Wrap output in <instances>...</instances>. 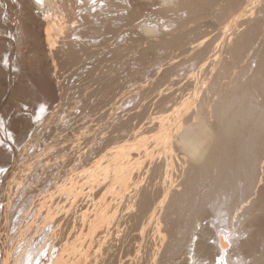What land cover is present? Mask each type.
Here are the masks:
<instances>
[{"label":"rangeland","instance_id":"rangeland-1","mask_svg":"<svg viewBox=\"0 0 264 264\" xmlns=\"http://www.w3.org/2000/svg\"><path fill=\"white\" fill-rule=\"evenodd\" d=\"M71 1L67 8L59 6L58 3V6L50 9L51 6H49L43 10L42 6H40L41 9H38L39 6L33 0H0V264H157L158 262V264H230L232 262L233 264L234 262L236 264H264V15H262L264 14V1L242 0L244 7L235 11V9H231V4L236 0H230L233 3L229 0H208L209 2L204 0L206 4H203V0H193L189 1V5L193 7L191 8L194 11L191 12L192 9L187 8L189 14L186 8H182V11L172 8V11L167 9V13L166 10L163 11L164 13L161 12L162 15L159 13L160 9L158 8H161V5L158 3L156 4L158 8L155 5L152 7L149 5L150 7L147 6L139 10L129 7V10H133L131 12L127 7H116V9L115 5L111 7H109L110 4L98 6L92 1L86 3L85 0H81V6L80 0ZM192 2H195L194 6L197 3L196 7L200 5L196 8L193 4L191 5ZM198 2L200 3L198 4ZM212 2L214 4H211ZM228 2L231 3L229 6ZM248 4L249 6H246ZM84 5H91L93 8L91 6V8H85ZM96 6L101 7L100 11L96 9L98 8ZM57 7H61V10L57 11ZM81 7L82 10H80ZM223 7H226L225 11ZM248 7L252 17L254 19L258 17L257 22L260 21L261 26L258 25L261 29L257 30L259 33L256 31L257 35L252 40L250 39L253 31H250V36V32L247 33L248 38H251L248 46H246L248 39L245 42V48L242 44L244 42H235L238 41L243 31H249L248 24L244 23L247 13L243 12L246 14L245 18L242 13V9L247 10ZM110 8L114 10L111 11ZM151 8H154V11L150 10ZM47 9H49V13ZM68 9H72L74 13L77 12L78 19L77 16L76 19H74L75 17L70 18ZM84 9L85 11H83ZM87 9L90 12L89 10L87 12ZM155 9L159 12H155ZM77 10L90 13L92 17L88 16L91 19L89 17L85 19L87 15L81 12L79 14ZM97 10L99 14H104L99 15ZM61 11L63 12L61 13ZM91 11L94 13L92 14ZM176 11L177 13L173 15L172 12ZM226 11H228V15L233 11L232 17L227 16ZM96 12L97 15L102 16V19L99 16H94ZM181 12L183 15L187 12L184 19ZM220 12L222 14L224 12L225 16ZM82 14L85 15V18L81 19L84 16ZM53 15L58 18L55 19ZM80 15L82 16L80 17ZM179 15L181 17H178ZM167 16L172 17L168 18ZM174 16L177 17L174 19ZM47 17L53 19L56 24V29L51 35L55 44H53L54 48L65 51H60L61 54L59 53L56 57L51 56V60H49L51 57L44 51L47 29L46 26H40V22ZM166 17L168 18L167 22L174 21L173 24L167 23ZM235 17L238 19L236 18V20ZM62 20L63 22L67 21L64 22L65 26ZM86 20H90L89 23ZM186 20L189 21L186 22ZM77 21L79 24L76 23ZM240 21L244 24L237 25ZM74 22L76 24L72 25ZM147 22L149 25L151 23L156 27L159 26L158 28L165 27L160 30L165 29L164 34L166 32V36L170 38L165 39V42L164 38L166 37L162 38L165 36L163 33L162 37L159 34V36L149 38L150 35H147L142 29V23L147 24ZM83 23H87V27L86 25L84 27ZM219 23L221 24L219 25ZM67 27L71 30L70 34ZM166 27L172 29L168 28L167 31ZM173 29L175 30L173 31ZM179 29L180 31H178ZM232 29L235 35L237 32L238 35H233ZM81 32L84 34L82 35ZM167 32L172 34L173 39ZM159 40H162V43ZM70 41H73V44ZM163 42L164 45H161ZM167 42H169L168 46L165 45ZM199 42L204 49L205 44L208 43L207 46H210H206L208 53L205 51L202 55L203 59L200 60H198L197 54L191 51V47ZM230 42L233 46L228 44ZM233 43L237 45L234 46ZM63 44H66L67 47ZM186 47L188 50L185 49ZM240 47L244 48L240 49ZM228 50L237 53L230 54L231 52ZM218 54L220 55L218 56ZM233 55L234 58L238 57V59H234L237 64L233 60ZM220 60H223L224 63L218 64ZM247 63L248 66H244ZM235 65L237 66L236 70ZM224 66L228 67L223 71ZM216 69H219L222 76L226 74L223 72L227 70V74L231 75V80L227 81L230 76L226 74L227 76H224L227 80L224 78L223 81L222 76L219 78V72V76L215 73ZM229 72L235 73L236 76L233 77ZM210 74L215 77L216 83H218V78V81L222 80L220 81L221 85L218 83L213 88L219 90V86L224 85L226 88L228 85L229 87L223 88L228 90L229 95L226 91H222L228 99L225 100L224 94L220 97L226 102L228 101L226 104L225 101L214 97L219 99L217 101H221L217 102L219 107L221 105L220 109L216 104L221 111L218 109L217 111L221 115L224 114L222 113L223 109L225 112L224 119L217 112L221 119L215 114L217 116L215 120L218 121L217 125L222 126L221 122L226 123V118L227 121L230 117L232 118L230 121L234 123L233 128H227L224 131L227 140L233 144L232 147L230 145V151L233 150L232 153L236 154L233 156L231 153L234 158V160L232 158L234 168H228L229 172L225 169V174H221V170L218 173L219 170L216 169L211 171L213 174L210 172L207 177L208 173L206 172L197 173L195 168L192 170L191 157L184 148H180V146L177 148L175 137L179 130L178 122L183 117L184 120L189 119L188 116L193 118L198 116V112L195 111L200 108L198 106L200 101L204 97L207 99L208 94V97L213 98L215 91L212 90V86L216 83H213L214 79ZM232 78L234 79L232 80ZM237 79L241 83L237 82ZM253 80H257L256 84L253 83ZM234 81L237 82L238 87L242 85L240 89L237 84L233 83ZM242 83L245 85L243 86ZM249 86V91L246 92L244 88ZM206 87L211 88L212 91ZM217 87L219 88L217 89ZM205 90L208 91L206 96H204ZM231 90L234 92L237 90L236 93H239L240 97ZM209 91H214V93ZM235 95L238 96H236L237 101ZM231 96L233 97L230 99ZM222 102L225 104V108L222 106L224 105L221 104ZM245 103L246 105L243 106ZM238 104L239 107L235 108ZM242 108L243 113L241 112ZM226 113H230L229 116ZM249 115L252 116L249 117ZM220 120L222 121L220 122ZM235 129H237L236 132ZM173 134L175 135L173 136ZM236 134H239V137ZM234 137L240 140L236 143L233 140ZM8 138L14 139L12 143ZM15 143L17 146L14 145ZM2 148L10 151V158ZM243 159L244 162H242ZM238 162L240 164L238 167L241 168L236 169ZM117 167H119L118 172L116 171ZM185 167L187 177L185 176ZM233 169H236L235 172ZM193 171L195 174H191ZM237 171L241 173L236 175ZM227 172H231V174ZM201 173L205 174L204 177L207 175V181H205L206 177L205 180L203 179ZM226 173L228 177L237 176L240 177V180L234 179L235 182L238 181L236 184L232 178H225ZM214 174L219 176H215L216 180L213 183L215 185L220 183L219 186H216L220 194L212 183V179L215 177L210 178ZM220 175L230 183L227 185L225 180L222 182ZM180 179L184 180V184ZM186 180L194 183L190 185L187 182L186 184ZM201 180L206 184L211 183L206 187L205 182H201ZM224 182L227 188L224 185L220 186ZM233 184L237 185L236 189L252 185L253 192L251 191L252 194L251 192L249 194L251 196L236 201L237 190ZM209 185L214 189H211ZM229 187L235 194L231 192L234 197H231V194L229 196ZM137 188L139 191L145 188L146 191L152 192L153 201L149 205L147 202L146 205L143 203L140 205ZM175 188L181 189V191L185 189V192L189 193L187 194L189 197L184 192L181 196L168 195V198L166 195ZM213 190L216 191L211 194ZM257 193L260 196L256 197ZM223 194H228V198ZM207 195H212V197L210 196L212 202ZM135 198L138 200L136 201ZM233 198H235V202ZM252 199L255 200L251 201ZM224 200H228L229 203L227 201L226 204ZM252 204L254 205L252 206ZM245 210H249L248 214ZM216 212L218 213L216 214ZM161 215L163 217H159ZM252 215L255 216L253 219ZM248 216L251 218L248 219ZM248 221L251 223L253 221L254 224L252 223L251 226L250 223L244 228V225L249 223ZM172 228L184 229L182 232L186 229L187 231L186 234H180L179 241L175 240L171 243L172 237L169 229ZM188 230L193 232L188 233ZM159 231L164 232L160 234ZM194 238L197 239V243L194 245L195 249L192 244V242L195 244ZM178 242L179 246H177ZM221 246L223 248H220ZM190 249L194 252H191ZM221 249L222 251H220ZM229 253H232L233 256L230 257ZM225 256H228V260ZM229 257L231 261H229ZM224 258L227 262L224 261Z\"/></svg>","mask_w":264,"mask_h":264},{"label":"bare ground","instance_id":"bare-ground-1","mask_svg":"<svg viewBox=\"0 0 264 264\" xmlns=\"http://www.w3.org/2000/svg\"><path fill=\"white\" fill-rule=\"evenodd\" d=\"M33 1H35L36 3H37V5L39 6L38 7V9L40 8L41 9V7L40 6H42V8H43V10H45V8L47 7H49V6H51V7H49V9L50 8H52V7H54V6H58V3L60 4L59 6H63L64 8H67L69 5H68V3L70 4L72 1L71 0H33ZM71 1V2H70ZM77 1V0H76ZM84 1V0H83ZM82 1V2H83ZM87 1H92L93 3H95V4H97L98 6L100 5V6H106V5H109L110 4V6L109 7H111V6H113V5H115V8L116 7H127V9L129 8V7H131L132 9L133 8H138V10L139 9H144L145 7H147V6H149V5H151V7H152V5H155L156 6V4L158 3V4H160L161 5V8H158L157 6H156V8H158V9H160V14H161V12H163L164 10H166V13H167V9L168 10H171L172 8H173V10H174V8H175V10H177V9H181L180 11H182V8H189L190 10L193 8L192 6H190L189 5V1L191 2V1H193V0H85V2L87 3ZM196 1V0H195ZM201 1V0H200ZM204 1V0H203ZM202 1V2H203ZM213 1V0H212ZM223 1V0H222ZM227 1V0H226ZM230 1V0H229ZM234 1V0H233ZM248 1V0H247ZM253 1V0H252ZM262 1V0H261ZM260 1V2H261ZM264 1V0H263ZM84 2V3H85ZM206 2H209L208 0H206ZM231 3H233L232 1H230ZM235 3H233V4H231V3H227L228 4V6H229V4H231L232 6V8L231 9H235V11L236 10H240L241 9V7L243 6V1L242 0H236V1H234ZM238 2V3H237ZM246 2V1H245ZM256 2H258V1H256ZM83 3V4H84ZM195 3V2H194ZM194 3L192 2L191 3V5L193 4V6H194ZM200 2H198V4H199ZM205 3V1L203 2V4ZM220 3V2H219ZM222 3V2H221ZM247 3V2H246ZM249 3H250V1H249ZM77 4V3H76ZM80 4H81V6H82V3H81V0H80ZM94 4V5H95ZM206 4V3H205ZM211 4H214V2H212ZM245 4V3H244ZM68 5V6H67ZM196 5H197V3H196ZM196 5L194 6V7H196ZM200 5V4H199ZM198 5V6H199ZM220 5V4H219ZM222 5V4H221ZM91 6V5H90ZM90 6H85L84 5V7L85 8H87V7H89V8H91L92 6H93V4H92V6L90 7ZM98 6H96V7H98ZM155 6H154V8H155ZM159 6V5H158ZM197 6V7H198ZM202 6V5H201ZM215 6V5H214ZM223 6V5H222ZM225 6V5H224ZM246 6H249V4L248 5H246ZM254 6V5H253ZM263 6V5H262ZM73 7V6H72ZM79 7V6H78ZM109 7H107V8H109ZM150 7V6H149ZM192 7V8H191ZM196 7V8H197ZM206 7V6H205ZM227 7V6H226ZM225 7V8H226ZM244 7V6H243ZM251 7H252V5H251ZM250 7V8H251ZM261 7V6H260ZM61 8V7H60ZM60 8H58L57 7V11H59L58 9H60ZM93 8V7H92ZM94 8H95V6H94ZM101 8V7H100ZM100 8L98 7V8H96V9H99V11H100ZM103 8H105V7H103ZM154 8H151L150 10H153ZM220 8H221V6H220ZM224 7H223V10L225 9ZM228 8V7H227ZM258 8V7H257ZM263 8V7H262ZM49 9H47V12L49 11ZM75 9V8H74ZM79 9V8H78ZM83 8L81 7V9L80 10H82ZM111 9V8H110ZM117 9V8H116ZM125 9V8H124ZM123 9V10H124ZM126 9V10H127ZM189 9H187V12H188V10ZM195 9V8H194ZM222 9V8H221ZM252 9H253V7H252ZM251 9V10H252ZM255 9V8H254ZM261 9V8H260ZM4 10V9H3ZM53 10V9H52ZM61 10V9H60ZM69 10V9H68ZM80 10H77L78 11V13L79 12H81ZM88 10L89 9H87L86 11L88 12ZM109 10V9H108ZM114 10V9H113ZM112 9H111V11H113ZM129 10V9H128ZM134 10V9H133ZM132 10V11H133ZM156 11L155 12H157V9H155ZM201 10H202V8H201ZM218 10H219V8H218ZM40 11H42V10H40ZM51 11V10H50ZM55 11V10H54ZM54 11H52V12H54ZM64 11V10H63ZM63 11H61V13L63 12ZM65 11H66V9H65ZM83 11H85V9L83 10ZM81 12V13H84V12ZM103 12H104V10H102ZM106 11V10H105ZM110 10H109V12H111ZM129 11H131V9L129 10ZM131 11V12H132ZM136 11V10H135ZM154 11V10H153ZM152 11V12H153ZM172 11V10H171ZM177 11H179V10H177ZM177 11L176 12H172L173 13V15H174V13H177ZM192 11H194L193 9L191 10V12ZM196 11V10H195ZM225 11V10H224ZM230 11V10H229ZM256 11H258V10H256ZM51 12V13H52ZM56 12V11H55ZM67 12V11H66ZM76 12V11H75ZM89 12H90V10H89ZM92 12V14L94 13V11H91ZM97 12H98V10H97ZM97 12L95 13L96 15H94V16H99V15H102V14H104V13H102V14H99V12H98V14L99 15H97ZM108 12V11H107ZM108 12V13H109ZM157 12V13H158ZM168 12H170V11H168ZM187 12H185V15H186V13ZM227 12L228 11H226V15L227 16H231V15H233V11H232V14H230L229 13V15L227 14ZM243 12H245V13H247V18H245L246 16V14L245 13H243ZM252 12V11H251ZM41 13V12H40ZM49 13V12H48ZM58 13V12H57ZM81 13H79V14H81ZM101 13V12H100ZM106 13V12H105ZM113 13V12H112ZM130 13V12H129ZM164 13V12H163ZM194 13V12H193ZM199 13V12H198ZM197 13V14H198ZM218 13V12H217ZM221 13V15H223L224 14V12H223V14H222V12H220ZM236 13V12H235ZM234 13V14H235ZM242 13H243V17L245 18V21H244V23H247L248 24V32H247V30H246V32L245 31H243V33L240 35V33H239V39H238V41H236L235 43H239V41H240V43H242V42H244V43H242L243 44V46L245 47V42L247 41V39H248V44L246 45V46H248L249 45V39L250 40H252V39H254V36H256L257 35V33H256V31L257 30H259V29H261L260 28V26H261V24H259L260 23V21L259 22H257L259 19H258V17L256 18V19H254L252 16V14L249 12V7H248V9L246 10V9H242ZM264 13V12H263ZM52 14H54V13H52ZM66 14V13H65ZM67 14H68V12H67ZM78 14V15H79ZM84 14H86L87 16H86V18H85V15ZM84 14H82V15H84L83 17H81L82 15H80V17H81V19L82 18H85V19H87V17H89L90 16V13L88 14V13H84ZM91 14V15H92ZM111 14V13H110ZM156 14V13H155ZM179 14V13H178ZM181 14L183 15V13L181 12ZM188 14H189V12H188ZM191 14V13H190ZM254 14V13H253ZM258 14V13H257ZM14 15V14H13ZM31 15V14H30ZM50 15V14H49ZM56 15V14H55ZM58 15H59V13H58ZM89 15V16H88ZM162 15V14H161ZM168 15H171V14H168ZM177 15V14H176ZM185 15H183L184 17H183V19L185 18ZM242 15V14H241ZM262 15H264V14H262ZM22 16V15H21ZM40 16V15H39ZM50 16H52V15H50ZM54 16V15H53ZM76 16H77V12L76 13H74V11L71 9V10H69V17L70 18H74V19H76ZM163 16H164V14H163ZM223 16H225V15H223ZM55 17V16H54ZM78 17L79 16H77V19H78ZM90 17H92V16H90ZM89 17V18H90ZM100 17V19H102V16H99ZM114 17V16H113ZM117 17V16H116ZM129 17V16H128ZM168 18L170 17V16H167ZM166 17V18H167ZM172 17V16H171ZM170 17V18H171ZM175 17H177V16H174V19H175ZM178 17H181V15H179ZM222 17V16H221ZM220 17V18H221ZM232 17V16H231ZM260 17H261V15H260ZM263 17V16H262ZM3 18V17H2ZM53 18V17H52ZM58 18V17H57ZM56 17H55V19H57ZM60 18V17H59ZM63 18V17H62ZM61 18V19H62ZM67 18H68V16H67ZM88 18V19H89ZM94 18V17H93ZM92 18V19H93ZM97 18V17H96ZM96 18H94V19H96ZM104 18V17H103ZM121 18V17H120ZM163 18V17H162ZM168 18H167V20H166V22L168 21ZM190 18V17H189ZM197 18V17H196ZM222 18H224V17H222ZM237 17H235V19H236ZM91 19V18H90ZM98 19V18H97ZM100 19H98V20H100ZM116 19V18H115ZM181 19V18H180ZM194 19V18H193ZM238 19V18H237ZM236 19V20H237ZM239 19H241V18H239ZM44 20V19H43ZM80 20V19H79ZM78 20V21H79ZM109 20V19H108ZM170 20V19H169ZM171 20H173V19H171ZM229 20V19H228ZM59 21V20H58ZM66 21V20H65ZM64 21V22H65ZM69 21V20H68ZM71 21V20H70ZM75 21V20H74ZM76 22V23H78L79 24V22ZM82 21V20H81ZM80 21V22H81ZM84 21V20H83ZM87 21V20H86ZM88 21H90V20H88ZM87 21V22H88ZM94 21V20H93ZM177 21H178V19H177ZM181 22H182V20H180ZM187 21H189V20H186V22ZM227 21V20H226ZM57 22V21H56ZM62 22H63V20H62ZM63 22V23H64ZM67 22V21H66ZM92 22V21H91ZM174 22V21H173ZM173 22H167V23H172L173 24ZM185 22V21H184ZM190 22H191V20H190ZM13 23V22H12ZM61 23V22H60ZM75 22L74 23H72V25L74 24H76ZM89 23V22H88ZM107 23V22H106ZM109 23V22H108ZM111 23V22H110ZM154 23H156V22H154ZM162 23V22H161ZM165 22L163 21V24H164ZM189 23V22H188ZM193 23V22H192ZM226 23V22H225ZM234 23V22H233ZM244 23H241V21H240V23H237V25L238 24H244ZM262 23V22H261ZM263 23H264V21H263ZM65 24L66 23H64V26H65ZM84 24V23H83ZM87 24V23H86ZM86 24H84V27H85V25ZM101 24V23H100ZM176 24V23H175ZM221 23H219V25H220ZM229 24V23H228ZM260 26H259V25ZM59 25V24H58ZM71 25V24H70ZM90 25V24H89ZM99 25V24H98ZM154 24H151L150 23V25L148 24V22H147V24L146 23H142V29H143V32L145 31V33H147V35L149 34L150 35V37L149 38H151V36H153V37H155V36H159V34H160V36H161V34L163 33L164 34V31H165V29H162L163 30V32H162V30H160L161 28H165V27H162L161 26V28H158V27H156L155 25L153 26ZM157 25V24H156ZM168 25V24H167ZM166 25V26H167ZM257 25V26H256ZM40 26L41 27H45L46 26V29H47V37H46V44H45V47H44V51H45V53L48 55V56H55L56 57V55H58L59 53H60V51H62V52H65V51H63L62 49H59V48H54V46H53V41H52V39H51V35H53V30H55L56 29V24H55V22H54V20L53 19H51V18H48L47 17V19H45L44 21H41L40 22ZM60 26V25H59ZM58 26V27H59ZM68 26V25H67ZM77 26H79V25H77ZM76 26V27H77ZM82 26V25H81ZM169 26V25H168ZM171 26V25H170ZM187 26H189V25H187ZM255 26V27H254ZM259 26V27H258ZM75 27V26H74ZM83 27V26H82ZM86 27H87V25H86ZM89 27V26H88ZM100 27V26H99ZM174 27H176V26H174ZM180 27V26H179ZM183 27V26H182ZM232 27H233V25H232ZM263 27V26H262ZM65 28V27H64ZM68 28V27H67ZM92 28H94V27H92ZM134 28V27H133ZM169 29L171 28V27H168ZM167 27H166V30L168 29ZM176 28H178V27H176ZM201 28V27H200ZM222 28V27H221ZM220 28V29H221ZM239 28H240V26H239ZM243 28V27H242ZM251 28V29H250ZM255 28H257V29H255ZM73 29H75V28H73ZM72 29V31H74ZM81 29V27L79 28V30ZM95 29V28H94ZM105 29V28H104ZM131 29V28H130ZM172 29V28H171ZM182 29V28H181ZM187 30H188V28H186ZM191 29H192V27H191ZM190 29V30H191ZM234 29V28H233ZM233 29L231 30V32L233 33V35H235V32H233ZM235 29H236V27H235ZM237 29H238V27H237ZM245 29V28H244ZM247 29V28H246ZM252 29H255V30H252ZM64 30H66V29H64ZM68 30H69V28H68ZM68 30H66V31H68ZM76 30V29H75ZM84 30V29H83ZM175 29H173V31H174ZM196 30V29H195ZM203 30V29H202ZM222 30V29H221ZM230 30V29H229ZM51 31H52V34H51ZM57 31H58V29H57ZM70 32H69V34L71 33V30H69ZM91 31V30H90ZM168 31V30H167ZM178 31H180V29L178 30ZM182 31V30H181ZM193 31V30H192ZM252 32L253 31V33H252V36L250 37V38H248V34L247 33H249V32ZM65 32V31H64ZM64 32H63V34H64ZM82 32H84V31H82ZM82 32H81V34H82ZM170 32H171V30H170ZM167 32V34H173V32ZM189 32V31H188ZM204 32V31H203ZM230 32V31H229ZM240 32V31H239ZM245 32V33H244ZM251 32L249 33V36H250V34H251ZM258 33H259V31H257ZM65 33H67V32H65ZM74 33H75V31H74ZM85 33H86V31H85ZM175 33V32H174ZM215 33H216V31H215ZM231 33V34H232ZM56 34V33H55ZM55 34H54V37H55ZM58 34V33H57ZM56 34V35H57ZM60 34H61V32H60ZM60 34H58V35H60ZM69 34H68V36H69ZM84 34V33H83ZM82 34V35H83ZM162 34V35H163ZM172 34H171V37H172ZM201 34V33H200ZM222 34V33H221ZM230 34V33H229ZM165 36H161L162 38H164V37H166V38H164V41L166 42V40L167 39H169L170 37H167L166 36V32H165V34H164ZM168 35V36H169ZM187 35H188V33H187ZM217 35V34H216ZM236 35H238V32L236 33ZM235 35V36H236ZM263 35H264V33H263ZM45 36H46V34H45ZM62 36V35H61ZM64 36V35H63ZM68 36H66V37H68ZM175 36V35H174ZM179 36V35H178ZM195 36H196V34H195ZM198 36V35H197ZM201 36H202V34H201ZM200 36V37H201ZM215 36V35H214ZM231 36V35H230ZM229 36V39L231 38ZM234 36V37H235ZM259 36V35H258ZM262 36V35H261ZM72 37V36H71ZM78 37H79V35H78ZM148 37V36H147ZM160 37V39H162ZM177 37V36H176ZM181 37H182V35H181ZM194 37V36H193ZM220 37V36H219ZM263 37V36H262ZM45 38V37H44ZM61 38V37H60ZM65 38V37H64ZM175 38V37H174ZM188 38V37H187ZM203 38V37H202ZM217 38V37H216ZM215 38V39H216ZM225 38V37H224ZM227 38H228V36H227ZM256 38V37H255ZM56 39V38H55ZM69 39V38H68ZM166 39V40H165ZM172 39H173V37H172ZM171 39V40H172ZM198 39V38H197ZM200 39V38H199ZM212 39V38H211ZM211 39H209V40H211ZM214 39V40H215ZM234 39V38H233ZM233 39H232V41H233ZM235 39H236V37H235ZM44 40V39H43ZM70 40V39H69ZM170 40V41H171ZM174 40H176V39H174ZM174 40H172V41H174ZM196 40V39H195ZM220 40H222V39H220ZM263 40V39H262ZM68 41V40H67ZM160 41V40H159ZM158 41V42H159ZM162 41V40H161ZM160 41V43H162ZM169 41V40H168ZM177 41V40H176ZM184 41H185V39H184ZM200 41H202V40H200ZM208 41V40H207ZM219 41V40H218ZM229 41V40H228ZM231 41V40H230ZM242 41V42H241ZM44 42V41H43ZM71 42V41H70ZM153 43H155L156 41H152ZM204 42V41H203ZM215 42V41H214ZM214 42H213V44H214ZM217 42V41H216ZM234 42V41H233ZM26 43V42H25ZM55 43H56V41H55ZM72 44H73V41L71 42ZM89 43V42H88ZM205 43H206V41H205ZM232 42H230V43H228L229 45L231 44ZM235 43H233L234 44V46L235 45H237V44H235ZM254 43V42H253ZM262 43V42H261ZM38 44V43H37ZM67 44V43H66ZM66 44L64 45V46H66ZM158 44V43H157ZM168 44H169V42H167V44H165V45H167L168 46ZM197 44V43H196ZM200 44V45H199ZM199 44H197V45H194V46H190L191 47V51H193L194 53H196L197 55V57H198V60H200L201 58H202V55H203V53L205 52V51H207V47H210V46H207V44H203L204 46H205V49H204V47L202 46L201 47V42H199ZM209 44H211V42L209 41ZM208 44V45H209ZM223 44V43H222ZM228 44H227V46H228ZM264 44V43H263ZM41 45V44H40ZM55 45V44H54ZM69 45V44H68ZM151 45V44H150ZM160 45V44H159ZM161 45H164V42H163V44H161ZM181 45V44H180ZM190 45V44H189ZM217 45V44H216ZM232 45V44H231ZM239 45H241V44H239ZM259 45H260V43H259ZM37 46V45H36ZM149 46V45H148ZM154 46V45H153ZM172 46V45H171ZM177 46V45H176ZM233 46V45H232ZM242 46V45H241ZM261 46V45H260ZM263 46V45H262ZM43 47H42V49H41V51L43 50ZM67 47V46H66ZM74 47V46H73ZM150 47V46H149ZM160 47V46H159ZM236 47H238L239 48V46H236ZM244 47H240V49L241 48H244ZM254 47V46H253ZM63 48V47H62ZM155 48V47H154ZM168 48V47H167ZM184 48V47H183ZM220 48V47H219ZM228 48H229V46H228ZM233 48V47H232ZM237 48V49H238ZM246 48V47H245ZM257 48V47H256ZM256 48H255V50H256ZM64 49H66V48H64ZM74 49V48H73ZM153 49V48H152ZM185 49H187L188 50V48L186 47ZM190 49V48H189ZM234 49V48H233ZM251 49H253V48H251ZM211 50V49H210ZM216 50V49H215ZM224 50V49H223ZM227 50V49H226ZM70 51V50H69ZM217 51V50H216ZM228 51H230V50H228ZM245 51V50H244ZM247 51V50H246ZM251 51V50H250ZM259 51H260V49H259ZM259 51H256L257 53L259 52ZM263 51V50H262ZM180 52V51H179ZM189 52H190V50H189ZM220 52H222V51H220ZM227 52V51H226ZM231 52V51H230ZM235 52V53H234ZM184 53H185V51H184ZM187 53H188V51H187ZM207 53H208V51H207ZM214 53V52H213ZM236 54L237 52L236 51H233V52H231L230 54ZM253 53V52H252ZM61 54V53H60ZM66 54V53H65ZM229 54V55H230ZM186 55V54H185ZM220 54H218V56H219ZM254 55V54H253ZM253 55H251V56H253ZM258 55V54H257ZM195 56V57H196ZM222 56H223V54H222ZM221 56V57H222ZM226 56V55H225ZM231 56V55H230ZM237 56L239 57V55L237 54ZM248 56V55H247ZM263 56V55H262ZM47 57V56H46ZM64 57V56H63ZM197 57L195 58V60L197 59ZM213 57V56H212ZM238 57H236L237 59H238ZM259 57V56H258ZM236 58H234V55H233V60L234 59H236ZM245 58H247V57H245ZM249 58V57H248ZM52 59V57L49 59V60H51ZM54 59V58H53ZM56 59V58H55ZM203 59V58H202ZM212 59V58H211ZM220 59V58H219ZM218 59V60H219ZM195 60H194V62H195ZM223 60H225L224 58H223ZM223 60L221 61H217L218 62V64H220V62H223ZM229 60V59H228ZM230 60H231V58H230ZM261 60V59H260ZM259 60V61H260ZM214 61H215V59H214ZM232 61V60H231ZM230 61V62H231ZM238 61V60H237ZM213 62V61H212ZM234 62L236 63V61L234 60ZM233 62V63H234ZM263 62V61H262ZM210 63V62H209ZM224 63V62H223ZM249 63H250V61H249ZM259 63V62H258ZM196 64V63H195ZM211 64V63H210ZM237 64V63H236ZM252 64V63H251ZM260 64V63H259ZM262 64V63H261ZM60 65V64H59ZM217 65V64H216ZM225 65H227V64H225ZM230 65V64H229ZM228 65V66H229ZM240 65V64H239ZM243 65V64H242ZM176 66V65H175ZM228 66H226V67H228ZM244 66H248V63H247V65H244ZM253 66V65H252ZM218 67V66H217ZM225 66L222 68L223 69V71H224V68H226ZM233 67V66H232ZM237 66L235 65V70L237 69L236 68ZM258 67V66H257ZM239 68V67H238ZM241 68V67H240ZM251 68V67H250ZM259 68V67H258ZM257 68V69H258ZM264 68V67H263ZM180 69V68H179ZM219 69H220V67H219ZM219 69L217 70V72H215V73H217V75H218V72H219V78H222L223 79V81H224V78H225V76H230V78H229V80H227L226 78V80L227 81H230L231 80V75L230 74H227V70L225 71V72H223V71H221V72H223V73H226V74H224L223 76L220 74V71H219ZM228 69V68H227ZM230 69H232V68H230ZM260 69V68H259ZM233 70V69H232ZM234 70V72H236ZM240 70V69H239ZM244 70V69H243ZM253 70V69H252ZM256 70V69H255ZM228 71H229V69H228ZM248 71H249V69H248ZM254 71V70H253ZM252 71V72H253ZM257 71H259V70H257ZM261 71V70H260ZM264 71V70H263ZM222 73V74H223ZM229 73H231V72H229ZM241 73V72H240ZM255 73H256V71H255ZM261 73V72H260ZM232 74V73H231ZM248 74H250V73H248ZM254 74V73H253ZM211 75V74H210ZM233 75V77H234V75H235V73L234 74H232ZM237 75H238V73H237ZM255 75V74H254ZM218 76H217V78H218ZM222 76V77H221ZM236 76V75H235ZM243 76V75H242ZM252 76V75H251ZM259 76V79H261L260 78V75H258ZM258 76H257V78H258ZM211 77L214 79L215 77H213V75H211ZM253 77V76H252ZM218 78V79H219ZM236 78H238V77H236ZM240 78V77H239ZM256 78V77H255ZM209 79H211V78H209ZM212 79V80H213ZM218 79H217V82L218 83H220V84H218V83H216L215 81H216V79H214L213 80V83L215 82L216 84H213V83H211V84H213V86H212V90H214L215 91V93H214V91L213 92H210V93H214L213 95V98L212 97H208V95H207V90H205L206 91V94L204 95V96H206L207 95V99L204 97L201 101H200V105H198V106H200V108H198V109H200L199 111H198V109H197V111H195V112H198V116H196V117H192V116H188V117H192V119H184L183 120V118H182V120H180L179 122H178V127H179V130H178V133L176 134L175 132V134L177 135L175 138H176V143H175V141H174V143L175 144H177L178 145V147L177 148H179V146H180V148H184L185 149V151H186V153L189 155V157H191V168H193L192 170H194V168L195 169H197L196 171H197V173L198 172H200V171H202V172H206V173H208L206 176L207 177H209V174H210V172L212 171H215L216 169L217 170H219L218 171V173L220 172V170H221V174H225V169H227V171H228V168H234V164H232V161L234 160V158L231 156V153H232V151H230V149L229 148H231L232 147V143L230 142V140L228 141L227 140V137H226V135H225V131L227 130V128H233V125H234V123L233 122H231L230 121V119L232 120V118L230 117L229 118V121H227L228 119L226 118L225 119V121H226V123H223V122H221L222 120H220V122H221V125L222 126H219V124L217 125V122H216V117L217 116H215V114L216 115H218L217 114V112L218 111H221V110H219L220 109V107H221V105H220V107H219V105L217 104V102H221V101H225V100H227L228 98H227V96H225L226 94L224 93L225 91H226V93H227V91L228 90H225V89H227V88H229L228 87V85L226 86V88H225V86L223 87V86H219V87H217V89L219 88V90H216L215 88H213L214 87V85H215V87L217 86V84L218 85H221V83L222 82H220V81H222V80H219L218 81ZM234 78H232V80H233ZM244 79V78H243ZM251 79V78H250ZM236 80V79H235ZM240 80H241V78H240ZM258 80V79H257ZM257 80H253L254 82V84H256V82H257ZM209 81V80H208ZM226 81V82H227ZM239 81V79H237V82ZM242 81V80H241ZM251 81H252V79H251ZM210 82V81H209ZM232 82V81H231ZM230 82V83H231ZM237 82L235 83V81L233 82L235 85L237 84ZM240 82V81H239ZM249 82V81H248ZM225 83V82H224ZM229 83V82H228ZM232 83V84H233ZM241 83V82H240ZM240 83H239V85H240ZM250 83H252V82H250ZM207 84H208V82H207ZM232 84H230V85H232ZM243 84V83H242ZM248 84V83H247ZM226 85V84H225ZM229 85V86H230ZM245 84H243V86H244ZM232 86H234V85H232ZM242 86V85H241ZM240 86V87H241ZM251 86V85H250ZM250 86L246 89V88H244L245 89V91L247 92V90L249 91V88H250ZM252 86H253V84H252ZM208 87H209V84H208ZM208 87H206V89H208V90H211V88L209 89ZM221 87H222V90H220L221 89ZM236 87V86H235ZM237 87H238V84H237ZM240 87H238L239 89H240ZM254 87V86H253ZM259 87V86H258ZM223 88H225V89H223ZM231 89H232V87H230ZM252 88V87H251ZM234 89H236V88H234ZM242 89V88H241ZM211 90V91H212ZM204 91V92H205ZM222 91H224V92H222ZM231 91H233L234 92V90H231ZM252 91V90H251ZM250 91V92H251ZM232 92V93H233ZM236 92H237V90H236ZM236 92H234L235 94H237L238 96H239V93H236ZM239 92V91H238ZM231 93V94H232ZM241 93H242V91H241ZM222 94H224V96H225V100H223V99H221L220 97L222 96ZM228 94V93H227ZM230 94V95H231ZM246 94V93H245ZM199 95V94H198ZM229 95V94H228ZM237 95H235V98H236V96ZM240 95H242V94H240ZM253 95V94H252ZM218 97L219 99H221V101H217V99L216 98H214V97ZM233 96H234V94H233ZM233 96H231L230 97V99L233 97ZM237 96V97H238ZM240 97V96H239ZM248 97H250V96H248ZM254 97V96H253ZM252 97V98H253ZM175 98V97H174ZM235 98H233V100L235 99ZM244 98V97H243ZM218 99V100H219ZM229 99V100H230ZM251 99V98H250ZM240 100H242V99H240ZM239 100V101H240ZM189 101V100H188ZM195 101V100H194ZM197 101V100H196ZM235 101V100H234ZM236 101H237V98H236ZM199 102V101H198ZM228 102V101H227ZM226 101H225V104L227 103ZM242 102H244V101H242ZM253 102V101H252ZM235 103V102H234ZM216 104H217V106H218V108H217V106H216ZM220 104V103H219ZM221 104H224L223 102L221 103ZM225 104L224 105H222L223 107L225 106ZM244 105H246V103L245 104H243V106ZM250 105V104H249ZM242 106V107H243ZM222 107V108H223ZM233 107V106H232ZM237 107H239V104H238V106H236L235 108H237ZM246 107V106H245ZM250 107V106H249ZM253 107V106H252ZM197 108V107H196ZM225 108V107H224ZM240 108H241V105H240ZM217 109H218V111H217ZM253 109V108H252ZM239 110V109H238ZM243 108L241 109V112L243 113ZM250 110V109H249ZM249 110H248V112H249ZM255 110V109H254ZM233 111H234V109H233ZM236 111V110H235ZM194 112V116L196 115V113ZM236 112H238L239 113V111H236ZM250 112H251V110H250ZM190 113V112H189ZM219 113V112H218ZM222 113H224V114H220L219 113V115H221L222 117H223V119L225 118L224 117V115H225V112H224V109H223V112ZM232 113V112H231ZM234 114H235V112H233ZM238 113H236V114H238ZM246 113V112H245ZM257 113V112H256ZM227 114V113H226ZM228 114H230V113H228ZM227 114V116H229ZM247 114V113H246ZM245 114V115H246ZM252 114V113H251ZM186 115H188L187 113H186ZM185 115V117H187ZM192 115H193V113H192ZM218 115V116H219ZM256 115V114H255ZM260 115V114H259ZM231 116H232V114H231ZM235 116V115H234ZM239 116V115H238ZM242 117H243V115H241ZM252 116V115H251ZM250 115H249V117H251ZM241 117V118H242ZM219 118L221 119V117L219 116ZM245 118V117H244ZM256 118V117H255ZM258 118V117H257ZM256 118V119H257ZM262 118H263V116H262ZM236 119V118H235ZM239 119V118H238ZM246 119V118H245ZM249 119V118H248ZM252 119H253V117H252ZM219 120V119H218ZM240 120V119H239ZM238 120V121H239ZM260 120V119H259ZM233 121H234V119H233ZM237 121V120H236ZM219 122V123H220ZM235 122V121H234ZM255 122H256V120H255ZM35 123V122H34ZM241 123H242V121H241ZM246 123V122H245ZM247 123H249V122H247ZM240 124V123H239ZM252 124V123H251ZM257 124V123H256ZM243 125V124H242ZM254 125V124H253ZM259 125H261V124H259ZM244 126H246V125H244ZM247 126H249V125H247ZM236 127V126H235ZM234 127V128H235ZM242 127V126H241ZM175 128H176V126H175ZM239 128V127H238ZM167 129V128H166ZM165 129V130H166ZM169 129V128H168ZM226 129V130H225ZM256 129H257V127H256ZM225 130V131H224ZM236 130L237 129H235V132H236ZM243 130V129H242ZM242 130H239V131H242ZM245 130H247V129H245ZM244 130V131H245ZM173 131V130H172ZM175 131H177V130H175ZM231 131H233V130H231ZM230 131V132H231ZM248 131V130H247ZM260 131V130H259ZM229 132V133H230ZM243 132V131H242ZM249 132V131H248ZM168 133H169V131H168ZM237 133H239V132H237ZM241 133V132H240ZM244 133H246V131L244 132ZM175 134H173V136L175 135ZM234 134V133H233ZM242 134V133H241ZM261 134H263L262 132H261ZM261 134H259V135H261ZM164 135V134H163ZM236 135H238V137H239V134H236ZM235 135V137H237ZM246 135V134H245ZM244 135V136H245ZM249 135V134H248ZM165 136V135H164ZM167 136V135H166ZM170 136V135H169ZM234 136V135H233ZM163 137V136H162ZM234 137V138H235ZM9 138H11V137H9ZM8 138V140H9V142L10 143H12V141L14 140V139H9ZM14 138V137H13ZM175 138H174V140H175ZM241 138H242V136H241ZM259 138H261V137H259ZM168 139V138H167ZM237 139V140H236ZM243 139H244V137H243ZM246 139V138H245ZM261 139H263V138H261ZM233 140H235L236 141V143H237V141L238 140H240V139H238V138H235V139H233ZM247 140V139H246ZM24 141V140H23ZM15 142V141H14ZM5 143V142H4ZM242 143H243V141H242ZM264 143V142H263ZM6 144V143H5ZM262 144V143H261ZM1 145V144H0ZM14 145H16V143L14 144ZM24 145V144H23ZM174 145V144H173ZM230 145H231V147H230ZM8 146V145H7ZM17 146V145H16ZM235 146V145H234ZM246 146V145H245ZM250 146H251V143H250ZM236 147V146H235ZM243 147V146H242ZM261 147V146H260ZM18 148H19V146H18ZM171 148V147H170ZM1 149V148H0ZM3 150H4V152H5V154L7 155V157L8 158H10L11 157V153H10V151L8 150V149H5V148H2ZM183 149V150H184ZM234 149V148H233ZM253 149V148H252ZM182 150V149H181ZM244 151V150H243ZM250 151V150H249ZM248 151V152H249ZM255 151V150H254ZM258 151V150H257ZM19 152V151H18ZM234 152V151H233ZM241 152V151H240ZM251 152V151H250ZM253 153V152H252ZM258 153V152H257ZM256 153V154H257ZM186 154V155H187ZM233 154V153H232ZM234 154H236V153H234ZM234 154H233V156H234ZM241 155H242V153H240ZM261 154V153H260ZM260 154H259V156H260ZM15 155V154H14ZM238 155V154H237ZM245 155V154H244ZM248 155V154H247ZM13 156V155H12ZM255 156V155H254ZM256 156H258V155H256ZM238 157V156H237ZM240 157V156H239ZM246 157V156H245ZM245 157H244V159H245ZM253 157V156H252ZM262 158H263V156H261ZM232 158H233V160H232ZM242 158V157H241ZM240 158V159H241ZM16 159V158H15ZM188 159V158H187ZM190 159V158H189ZM244 159H243V161L242 162H244ZM236 160V159H235ZM186 161V160H185ZM184 161V162H185ZM241 161V160H240ZM239 161V162H240ZM248 161H250V160H248ZM247 161V162H248ZM183 162V161H182ZM239 162L236 164L237 165V168L236 169H239V168H241V167H238V164H239ZM255 162H258V160H255ZM155 163V162H154ZM159 163V162H158ZM234 163V162H233ZM181 164V163H180ZM242 164V163H241ZM264 164V163H263ZM159 166V165H158ZM233 166V167H232ZM239 166H240V164H239ZM243 166V165H242ZM118 168L119 167H117L116 168V171L118 172L119 170H118ZM156 168H157V166H156ZM155 168V169H156ZM184 168V167H183ZM189 168V167H188ZM191 168H189L190 169V171H192L191 170ZM235 169V170H236ZM252 169V168H251ZM258 169V168H257ZM186 167H185V172H186ZM230 170V169H229ZM234 170V169H233ZM235 170L233 171V172H235ZM183 171V170H182ZM184 171L182 172V173H184ZM189 171V172H190ZM232 171V170H231ZM240 171V170H239ZM239 171H237L236 172V175H237V173H241V172H239ZM244 171V170H243ZM256 172H257V170H255ZM211 172V173H212ZM217 172V171H216ZM215 172V173H216ZM229 172V171H228ZM227 172V173H228ZM256 172H255V174H256ZM192 173H194V171L193 172H191V174ZM217 173V174H218ZM227 173H226V175H225V178H227L228 177V175H227ZM258 173V172H257ZM261 173V172H260ZM190 173H189V175H191ZM195 174V173H194ZM213 174V173H212ZM211 174V175H212ZM228 174H231V172L230 173H228ZM232 174H234V173H232ZM254 174V175H255ZM187 172H186V177H187ZM203 175V176H202ZM204 175L205 174H202L201 173V176L202 177H204ZM219 175V174H218ZM218 175H216V174H214V176L212 177H210L211 179L212 178H214L215 176L216 177H219ZM235 175V174H234ZM235 175V176H236ZM257 175V174H256ZM194 176V175H193ZM193 176H191V177H193ZM197 176V175H196ZM198 176H200V175H198ZM197 176V177H198ZM205 176V177H206ZM222 176H224V175H222ZM233 176V175H232ZM203 178L204 180L207 178ZM216 177L214 178V179H212V183L214 182L215 183V180H216ZM220 177H221V175H220ZM230 178H232L231 176H229ZM228 177V178H229ZM185 178V177H184ZM195 178V177H194ZM222 178V177H221ZM239 179L240 180V177H234V178H232L233 180L234 179ZM242 178H244V177H242ZM256 178H257V176H256ZM186 179V178H185ZM201 179V178H200ZM218 179V178H217ZM232 179H230V180H232ZM246 179V178H245ZM252 179V178H251ZM181 180V179H180ZM195 180V179H194ZM208 180V178L205 180V181H207ZM210 180V179H209ZM221 180V179H220ZM225 179H224V177L222 178V182L224 181ZM227 180V179H226ZM225 180V182H227ZM229 180V179H228ZM260 180V179H259ZM182 181V183L184 184V180L182 179L181 180ZM193 181V180H192ZM196 181H199V180H196ZM205 181H202L201 180V182H205ZM256 181V180H255ZM187 182H188V180H186V184H187ZM209 182V181H208ZM221 182V183H222ZM225 182H224V184H221L220 186H222V185H224L225 186ZM234 182H235V180H234ZM236 182H238L237 180H236ZM235 182V183H236ZM254 182V181H253ZM258 182V181H257ZM180 183V182H179ZM178 183V184H179ZM190 182H188V184H189ZM192 183V182H191ZM191 183H190V185H191ZM194 183V182H193ZM192 183V184H193ZM200 183V182H199ZM211 183V182H210ZM210 183H208V184H210ZM213 183V184H214ZM218 183H219V181H218ZM228 183H230V181L229 182H227L226 184L228 185ZM233 182L231 181V184H232ZM240 183V182H239ZM239 183H238V186H239ZM242 183V182H241ZM256 183V182H255ZM254 183V184H255ZM264 183V182H263ZM262 183V184H263ZM205 184H206V182H205ZM208 184H206V187H207V185ZM220 184V183H219ZM219 184H217L218 186H219ZM237 184V183H236ZM195 185V184H194ZM215 185V184H214ZM217 185H215V187L217 186ZM234 185V184H233ZM233 185H229V186H233ZM241 185V184H240ZM246 185V184H245ZM180 186V185H179ZM212 186V185H211ZM237 186V185H236ZM236 186L234 185L233 187H235V189H236ZM252 186V185H251ZM251 186L250 185H248V186H245V187H237V193H236V201L237 200H241V199H245V198H247L248 196H251V195H249L250 194V192L252 191L253 192V189H251ZM257 186V185H256ZM259 186V185H258ZM186 187H187V185H186ZM198 187V186H197ZM209 187H210V185H209ZM232 187V188H233ZM254 187V186H253ZM262 187V186H261ZM187 188H189V187H187ZM204 188H205V185H204ZM211 189H214V188H212V187H210ZM218 187H216V189H217ZM225 188H227V186H225ZM230 188V193H229V196H230V194H231V187H229ZM260 188V187H259ZM263 188V187H262ZM138 189V188H137ZM145 189V188H144ZM144 189H141L140 191H139V189L137 190V191H139L138 192V194L137 193H135V194H137V198L139 199V202H140V205L143 203L144 205H146L145 203L147 202V205H149L150 203H151V201H153V199H152V192L151 191H146V189L144 190ZM203 189V188H202ZM209 189V188H208ZM221 189H222V187H221ZM221 189H219V190H221ZM234 189V190H235ZM257 189V188H256ZM261 189V188H260ZM259 189V190H260ZM136 191V192H137ZM187 191H188V189H187ZM208 191V190H207ZM212 191V190H211ZM211 191H210V193H211ZM214 191H216V190H213V192L211 193V194H213L214 193ZM217 191H218V189H217ZM222 191V190H221ZM224 191H226V190H224ZM261 191V190H260ZM259 191V192H260ZM185 192V189H184V191H181V189H173L171 192H169L166 196L169 198V196H172V197H174V196H177V195H182L183 193ZM223 192V191H222ZM252 192H251V194H252ZM262 193H263V191H261ZM186 193V192H185ZM209 193V192H208ZM209 193V194H210ZM218 193H219V191H218ZM226 193H227V191H226ZM233 193V192H232ZM187 194H189V193H186V196H188L189 197V195H187ZM215 194H216V192H215ZM220 194V193H219ZM218 194V195H219ZM234 194V193H233ZM233 194H231V197H234V196H232ZM259 194H261V193H259ZM264 194V193H263ZM169 195V196H168ZM206 195V194H205ZM217 195V194H216ZM221 195H222V193H221ZM224 195V194H223ZM228 195V194H227ZM227 195H224V196H226L227 197ZM235 195V194H234ZM165 196V197H166ZM185 196V195H184ZM185 196V197H186ZM208 196V198H209V200H210V196L212 197V195H207ZM258 196H260V195H258V193H257V196L256 197H258ZM171 197V199H174V198H172ZM215 197V196H214ZM219 197V196H218ZM218 197H216V198H218ZM223 197V196H222ZM226 197H225V199H226ZM178 198V197H177ZM205 198H207L206 196H205ZM220 198V197H219ZM228 198V197H227ZM250 198V197H249ZM263 198V197H262ZM136 199V198H135ZM138 199H136V201L138 200ZM179 199V198H178ZM221 199H224V198H221ZM220 199V200H221ZM234 199V202H235V198H233ZM212 200H213V198H212ZM229 200V199H228ZM227 200V201H228ZM255 199H252L251 201H254ZM135 201V200H134ZM182 201V200H181ZM184 201V200H183ZM188 201V200H187ZM211 201V200H210ZM216 201V200H215ZM218 201V200H217ZM225 201V200H224ZM227 201H225L226 202V204H227ZM230 201V200H229ZM229 201H228V203H229ZM238 201V202H239ZM149 202V203H148ZM165 202V201H164ZM189 202V201H188ZM187 202V203H188ZM204 202H206V201H204ZM212 202V201H211ZM210 202V203H211ZM232 202V201H231ZM230 202V203H231ZM256 202V201H255ZM254 202V203H255ZM262 202H263V200H262ZM169 203V202H168ZM186 203V204H187ZM208 203V202H207ZM233 203V202H232ZM245 203V202H244ZM167 204V203H166ZM163 205H165V204H163ZM175 205V204H174ZM215 205V204H214ZM234 207H235V205H234V203L232 204ZM237 205V204H236ZM254 204H252V206H253ZM262 205V204H261ZM203 206V205H202ZM205 206V205H204ZM203 206V207H204ZM229 206V205H228ZM228 206H227V209H228ZM226 207V206H225ZM232 207V206H231ZM243 207V206H242ZM245 207H247V206H245ZM251 207V206H250ZM165 208V207H164ZM163 208V210H165ZM174 208V207H173ZM186 208V207H185ZM182 209V208H181ZM200 209V208H199ZM205 209V208H204ZM222 209V208H221ZM245 209V208H244ZM248 209V208H247ZM255 209V208H254ZM169 210V209H168ZM184 210V209H183ZM206 210V209H205ZM239 210V209H238ZM258 210V209H257ZM256 210V211H257ZM166 211V210H165ZM188 211V210H187ZM201 211V210H200ZM208 211V210H207ZM229 211V210H228ZM247 210H245V212H246ZM255 211V210H254ZM161 212V211H160ZM168 212V211H167ZM206 212V211H205ZM242 212V211H241ZM248 212H249V210L247 211V214H248ZM263 212H264V210H263ZM162 214H163V212H161ZM184 213V212H183ZM182 213V214H183ZM208 213V212H207ZM218 212H216V214H217ZM257 213H258V211H257ZM197 214V213H196ZM200 214V213H199ZM226 214V213H225ZM242 214V213H241ZM250 214V213H249ZM253 214H255V213H253ZM164 215V214H163ZM221 215V214H220ZM246 215V214H245ZM251 215V214H250ZM259 215V214H258ZM261 215H262V213H261ZM159 217H163L162 215L161 216H159ZM223 217V216H222ZM232 217V216H231ZM239 217H241V216H239ZM243 217H245V216H243ZM242 217V218H243ZM249 217V216H248ZM253 217H255V216H253L252 215V219H253ZM256 217H257V215H256ZM264 217V216H263ZM184 218V217H183ZM246 218H247V216H246ZM245 218V219H246ZM251 218V216L248 218V219H250ZM170 219H171V217H170ZM190 219V218H189ZM229 219V218H228ZM260 219V218H259ZM159 220V219H158ZM168 220V219H167ZM188 220V219H187ZM247 220V219H246ZM166 221V220H165ZM250 221V220H249ZM248 221V222H249ZM254 221H255V219H254ZM196 222H197V220H196ZM201 222V221H200ZM245 222V221H244ZM167 223H169V222H167ZM241 223H242V220H241ZM246 223V222H245ZM245 223H243V224H245ZM251 222H249L247 225L245 224L244 226V228H246V226H248L249 224H250ZM252 223H253V221H252ZM251 223V226L254 224H252ZM189 224H190V222H189ZM223 224V223H222ZM182 225H184V224H182ZM196 225V224H195ZM160 226V225H159ZM166 226V225H165ZM190 226H191V224H190ZM197 226V225H196ZM240 226V225H239ZM251 226H249V227H251ZM257 226V225H256ZM180 227H181V225H180ZM221 227V226H220ZM229 227V226H228ZM161 228V227H160ZM167 228V230H168V226L166 227ZM193 228H195V227H193ZM243 228V229H244ZM229 229H230V227H229ZM256 229V228H255ZM163 230V229H162ZM165 230V229H164ZM184 229H181V230H177L176 228H172V229H169V233H170V235H171V239H170V241H171V243L172 242H174L175 240L176 241H179L180 239H181V235H182V233H185L186 231H187V229H186V231H184V232H182ZM190 230H191V227H190ZM190 230H188L189 232L188 233H190L191 231ZM232 230V229H231ZM254 231V230H253ZM160 232V231H159ZM162 232H164V231H162ZM162 232H160V234L162 233ZM166 232H168V231H166ZM193 232V231H192ZM191 232V233H192ZM224 232V231H223ZM243 232V231H242ZM247 232V231H246ZM168 233V234H169ZM236 233V232H235ZM252 233V232H251ZM173 234V235H172ZM181 234V235H180ZM186 234V233H185ZM215 234V233H214ZM237 234H238V231H237ZM166 235V234H165ZM195 235V234H194ZM241 235V234H240ZM249 235H250V233H249ZM163 236V235H162ZM184 236V235H183ZM197 236V235H196ZM236 236H238V235H236ZM242 236V235H241ZM245 236V235H244ZM165 237H168V236H165ZM194 237V236H193ZM226 237V236H225ZM248 237V236H247ZM160 238H161V236H160ZM163 238V237H162ZM196 238V237H195ZM195 238H194V240H195ZM179 239V240H178ZM183 239V238H182ZM185 239V238H184ZM187 239V238H186ZM232 239V238H231ZM240 239H241V237H240ZM247 239V238H246ZM245 239V240H246ZM161 240V239H160ZM187 240H189V239H187ZM192 240V239H191ZM197 240V239H196ZM196 240H195V244L192 242V244H193V249H195L194 248V245H196ZM220 240V239H219ZM228 240V239H227ZM164 241H166V240H164ZM163 241V242H164ZM226 241V240H225ZM229 241V240H228ZM220 242H221V240H220ZM181 243V242H180ZM223 243V242H222ZM222 243H219L220 245L222 244ZM239 243V242H238ZM163 244V243H162ZM167 244V243H166ZM169 244V243H168ZM176 244V243H175ZM175 244H173L174 245V247H177V246H179L180 244H179V242L177 243V246L175 245ZM237 244V243H236ZM172 245V246H173ZM181 245H183L182 243H181ZM225 245V244H224ZM239 245V244H238ZM163 246V245H162ZM211 246V245H210ZM180 247H182V246H180ZM179 247V248H180ZM212 247V246H211ZM217 247H219L218 246V244H217ZM178 248V247H177ZM220 248H223V246H221ZM219 248V249H220ZM228 248V247H227ZM226 248V249H227ZM244 248V247H243ZM171 249V248H170ZM169 249V250H170ZM172 249H174L173 247H172ZM176 249V248H175ZM185 250H186V248H185ZM190 250H192V249H190ZM180 251V250H179ZM178 251V252H179ZM220 251H222V249L220 250ZM227 251H229V250H227ZM161 252V251H160ZM168 252V251H167ZM191 252H194L193 250L191 251ZM234 252V251H233ZM180 253H182V252H180ZM224 253H226V252H224ZM213 254V253H212ZM221 254V253H220ZM228 254V253H227ZM230 254V253H229ZM164 256V255H163ZM162 256V257H163ZM184 256H185V254H184ZM208 256H209V254H208ZM221 256H222V254H221ZM231 256H233L232 255V253L230 254V257ZM217 257V256H216ZM228 257V256H227ZM226 256H225V258H227ZM229 257V258H230ZM219 258V257H218ZM224 258V261L226 260ZM164 259V258H163ZM162 259V260H163ZM219 259H222V258H219ZM211 260V259H210ZM223 260V259H222ZM227 260H228V258H227ZM227 260H226V262H227ZM156 261V260H155ZM229 261H231V258H230V260ZM217 262H220V260H217ZM159 263V262H158ZM157 263V264H158ZM222 263V262H221ZM210 264V263H209ZM226 264V263H225ZM229 264V263H228ZM230 264H233V262L232 263H230ZM234 264H236L235 262H234ZM263 264V263H262Z\"/></svg>","mask_w":264,"mask_h":264}]
</instances>
